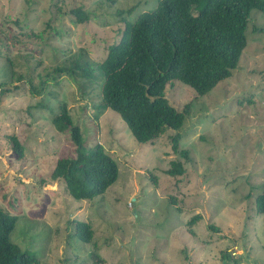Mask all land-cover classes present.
<instances>
[{
  "label": "rangeland",
  "instance_id": "1",
  "mask_svg": "<svg viewBox=\"0 0 264 264\" xmlns=\"http://www.w3.org/2000/svg\"><path fill=\"white\" fill-rule=\"evenodd\" d=\"M158 1L0 0V53L10 57L0 56V208L17 215L10 239L38 264H264V214L255 209L264 183V12L251 10L230 77L204 95L179 80L167 84L170 104L181 111L190 102V110L179 129L151 142H138L111 109L95 115L100 82L63 74L30 93L79 54L96 74L120 39L118 10L131 8L123 16L132 20ZM79 6L89 18L73 23L69 11ZM62 102L88 147L101 145L117 162V180L93 199L73 198L49 176L58 158L74 155L68 134L51 123ZM13 133L25 148L20 159L7 140ZM176 133L189 159L172 150ZM173 160L183 174L164 172ZM195 214L201 218L190 227ZM75 220L90 224V242L71 237Z\"/></svg>",
  "mask_w": 264,
  "mask_h": 264
},
{
  "label": "trees",
  "instance_id": "2",
  "mask_svg": "<svg viewBox=\"0 0 264 264\" xmlns=\"http://www.w3.org/2000/svg\"><path fill=\"white\" fill-rule=\"evenodd\" d=\"M252 9L264 12V0H159L153 9L132 20L123 16L131 15V8L118 10L124 21L120 39L108 47L96 74L90 61L79 54L72 65L55 66L40 77L38 85L31 83L30 93L40 95L47 84L57 85L63 74L82 77L94 84L100 82L101 99L95 105V115L111 109L138 142H151L167 128L179 129L190 110V102L181 111L170 104L165 95L167 84L179 80L192 87L197 95H204L231 76L247 43L245 32ZM69 13L74 16L73 23L89 18L81 6L70 9ZM13 22L22 27L17 18ZM30 32L21 30L23 34L43 38V31ZM0 56L10 58L1 53ZM20 79L19 75L16 81ZM6 91L2 89L1 93ZM51 123L59 132L68 134L74 155L58 158L50 179L62 182L75 199L103 195L117 180V162L101 145L88 147L66 102L60 104ZM170 139L172 150L189 159V151L179 147L181 135L176 133ZM7 140L16 159L22 158L25 148L19 136L13 133ZM164 172L181 175L184 166L173 160ZM255 209L258 214H264V183L255 197ZM200 218L195 214L187 225L191 227ZM17 219V215L0 208V264H38L34 252L21 249L10 239ZM211 228L217 230L213 225ZM92 235L88 222L74 221L72 238L86 243ZM223 256L228 258L229 254Z\"/></svg>",
  "mask_w": 264,
  "mask_h": 264
}]
</instances>
